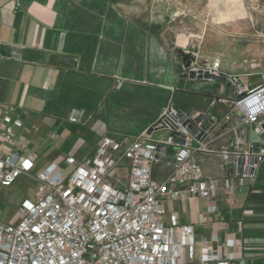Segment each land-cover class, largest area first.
<instances>
[{"label":"crops","instance_id":"crops-1","mask_svg":"<svg viewBox=\"0 0 264 264\" xmlns=\"http://www.w3.org/2000/svg\"><path fill=\"white\" fill-rule=\"evenodd\" d=\"M129 1L0 0V104L13 108L11 119L22 124V129L15 130L16 148L23 157L34 156V173L55 164L66 174L65 167L69 166L54 150L63 135L67 140L90 131L85 139L90 145L79 157H73L77 162L89 158L100 139L109 133L108 128L107 132L101 129L99 100L116 91V68L122 76L121 85L125 86L129 73L141 78L140 68L145 71L147 66H160L159 61L163 68L170 53L165 44L168 36L185 35L189 29L201 31L200 20L204 18L207 23L224 28L225 33L229 30L234 34L237 60L244 55L255 56L258 51L257 46L244 43L248 36L258 33L246 23L242 0H191L189 5L181 0H150L149 8L156 11H149V21H145L148 0H142L145 10L137 12L139 22H132L114 9L115 4ZM174 19L196 22L191 23L194 27L178 28L173 25ZM220 48L230 47L223 44ZM221 75L230 74L221 71ZM186 79L182 91L180 85L173 89L166 83V88L183 92L181 99L187 109L170 103L168 106L193 115L206 112L218 122L205 139L209 148L219 149L235 137L257 142L252 139L258 136L251 128L240 126L233 132L231 126L237 121H224L228 110L219 100L233 92L227 82ZM243 80L240 84L245 86L260 81ZM164 109L141 132L153 126ZM75 115H79L82 129L65 131L66 122H77ZM172 156L173 151L169 157L167 152L164 162L155 166L156 179L171 170ZM195 161L204 177L215 183L216 196L205 201L190 200L184 207L167 206L160 219L191 227L196 258L201 244L207 242L222 256L231 253L233 264L240 260L244 264H264V176L258 173L259 165L252 182L244 181L242 186L233 182L230 193L224 186L230 167L218 154H197ZM124 164L127 166V162ZM18 182L29 185L24 177ZM28 191V199H32L34 194L29 188ZM212 206L215 211L209 212ZM232 241L234 246L227 248L226 242Z\"/></svg>","mask_w":264,"mask_h":264},{"label":"built area","instance_id":"built-area-1","mask_svg":"<svg viewBox=\"0 0 264 264\" xmlns=\"http://www.w3.org/2000/svg\"><path fill=\"white\" fill-rule=\"evenodd\" d=\"M261 1L242 0L251 23L261 13L260 23H254L264 40ZM219 68L214 63L202 70L223 76ZM191 70L199 69L191 66L186 74ZM225 78L233 92L219 100L228 110L224 121H237L233 132L240 126L251 128L260 142L235 137L219 149L209 148L205 139L218 122L206 112L193 115L168 106L153 125V132L168 133L165 139H153L147 131L129 140L103 138L88 159L66 160L72 168L67 176L50 164L31 177L34 156L23 157L16 148L15 130L22 124L11 119L13 108L0 104V187L10 188L22 176L36 183L34 197L19 205L17 221L0 222V264H233L231 253L222 256L207 242L196 258L191 227L160 219L167 206L184 207L190 200L216 196L215 183L195 161L197 154H218L230 167L224 183L230 193L233 182H252L264 161V82L245 86ZM169 149L172 168L156 179L155 166L164 162Z\"/></svg>","mask_w":264,"mask_h":264},{"label":"rangeland","instance_id":"rangeland-1","mask_svg":"<svg viewBox=\"0 0 264 264\" xmlns=\"http://www.w3.org/2000/svg\"><path fill=\"white\" fill-rule=\"evenodd\" d=\"M181 1H187V5L191 3V0ZM149 2L150 0L147 1V15L145 17L146 19L144 18L145 21L150 20V10L151 12L156 11V8H149ZM259 5L260 11H264V0H262ZM244 8H246L245 5ZM114 9L124 14V16L132 22H139L140 17L137 15V12L139 10H145V5L142 4V0H131L129 2L115 4ZM253 19L254 21L251 23L250 15L247 12V25L249 24V26L258 32L259 28L254 22L257 21L260 23L262 19L261 13L254 14ZM200 21V24H202L201 28H203L201 31L195 30V32H192L189 29L188 34H179L176 37L168 36L165 44L169 48L170 53H168L165 59L166 66H163V68H161L162 61H159L158 63L160 66L158 64L154 68L147 66L145 71L143 68H140V71H142L141 78H138L136 74L129 73L126 75L128 80L124 82L127 86L124 84L121 85L120 78L122 76L119 74L120 70L116 68V91L114 94H110L108 97L99 100V114L103 116L101 129H103V132L106 131L107 128L109 129V133H106L103 138H113L120 141L135 138L143 128L157 118L162 108L166 109L169 103L173 106H179L181 109H187V103H185V101L183 102L181 99L183 92L175 91V93L171 88H166V83H169L173 89L180 85V91H182L183 88H186L183 86L187 82L186 78H188L186 71L191 66L202 70L214 63H218L220 72L223 71L230 74L223 75L224 77H233L239 82L245 79L243 80L245 83L258 79L260 80L259 83L264 82V54L261 55V51H264V40L261 39L258 34H251L247 37L248 39L244 41L245 44L248 43L257 46L258 51L255 56L244 55L242 59L237 60L234 51V34L229 30L225 33L224 28L207 23L204 18ZM192 22L196 21L194 19H174L173 25L178 28L182 26L191 28L194 27L191 24ZM175 40H177V47H175ZM223 44H226L230 48H220ZM175 75H181L182 77H178L177 79ZM241 75L245 77H241ZM221 84H224V82H221ZM250 85L251 84L248 83L246 86ZM75 117L77 119L76 123L70 124L66 122V124L63 125L65 131L82 129L79 115H75ZM111 129L113 130L111 131ZM143 133L144 132H141L139 135ZM90 134V131H84L82 136L79 137L78 133L76 137L74 135L67 140H64L63 135L57 141L56 148H54L55 151L58 150L60 153L59 159H65L64 163L66 165V160L68 158L75 160L73 157H79L81 153H84L90 145L85 141ZM152 135L154 138L165 139L168 133L162 130L155 131ZM102 139H100V141ZM252 139L255 141L257 140V142L261 140L255 136H252ZM171 154L172 150L169 149L168 157ZM71 170L72 168L65 167L66 176ZM41 171L43 170L31 174V177L39 174ZM258 173L260 176H264V162L259 164ZM22 177L27 179L29 185L25 183L20 184L18 180H16L10 188L4 189L0 187V222L3 224L8 225L17 221L16 211L23 200L28 199V188L31 194H35L36 183L29 177Z\"/></svg>","mask_w":264,"mask_h":264},{"label":"water","instance_id":"water-1","mask_svg":"<svg viewBox=\"0 0 264 264\" xmlns=\"http://www.w3.org/2000/svg\"><path fill=\"white\" fill-rule=\"evenodd\" d=\"M188 78L190 80H210V81L227 82V79L224 76L214 77V76H211L207 71L201 70V69L197 71H192V70L189 71ZM152 132H153V126H151L147 130L148 134H151ZM200 134H203V130H200Z\"/></svg>","mask_w":264,"mask_h":264},{"label":"trees","instance_id":"trees-1","mask_svg":"<svg viewBox=\"0 0 264 264\" xmlns=\"http://www.w3.org/2000/svg\"><path fill=\"white\" fill-rule=\"evenodd\" d=\"M97 1H101L102 2V1H110V0H97ZM111 1H116V0H111Z\"/></svg>","mask_w":264,"mask_h":264}]
</instances>
